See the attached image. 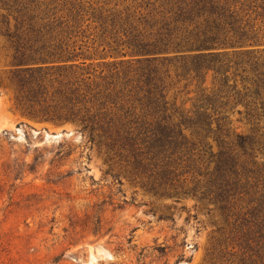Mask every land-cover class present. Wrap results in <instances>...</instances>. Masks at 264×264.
Masks as SVG:
<instances>
[{"label":"trees","instance_id":"1","mask_svg":"<svg viewBox=\"0 0 264 264\" xmlns=\"http://www.w3.org/2000/svg\"><path fill=\"white\" fill-rule=\"evenodd\" d=\"M0 44L20 108L78 124L114 178L217 206L264 264V0H0Z\"/></svg>","mask_w":264,"mask_h":264},{"label":"rangeland","instance_id":"2","mask_svg":"<svg viewBox=\"0 0 264 264\" xmlns=\"http://www.w3.org/2000/svg\"><path fill=\"white\" fill-rule=\"evenodd\" d=\"M11 62L0 44V264H240L217 206L156 195L125 169L114 178L78 124L20 108Z\"/></svg>","mask_w":264,"mask_h":264}]
</instances>
